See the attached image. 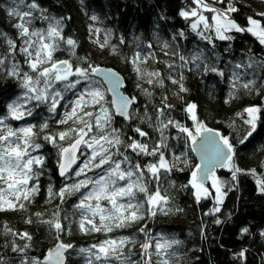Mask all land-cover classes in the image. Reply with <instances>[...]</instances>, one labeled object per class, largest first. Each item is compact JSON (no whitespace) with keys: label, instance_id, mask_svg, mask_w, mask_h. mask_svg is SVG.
<instances>
[{"label":"trees","instance_id":"obj_1","mask_svg":"<svg viewBox=\"0 0 264 264\" xmlns=\"http://www.w3.org/2000/svg\"><path fill=\"white\" fill-rule=\"evenodd\" d=\"M32 2L33 0H0V57H5L4 65L0 66V116L8 115L7 104L22 91L21 77L8 74L11 65L17 64L19 71L25 69L22 58L17 55V16H10L9 10L15 8L20 12L27 11V5ZM35 2L44 10L45 15L61 20V36L64 39L57 38L58 47L53 52V61L67 60L74 71L76 67L109 66L123 75V92L131 98L134 97L135 103L129 112L128 121L114 115L112 127L119 130L122 143L111 151L117 153L118 150L123 155L116 154L113 159L121 161L122 169L129 167L128 163L123 162L124 156L128 157L131 165L139 163L144 170V182L149 193H154L159 187L160 195L166 197L168 202L161 205L163 211L154 207L155 215L147 211L149 205L145 204L140 209L144 218L131 223L130 226L114 228L107 233L81 231L80 212L74 208L80 201V193H65L63 198L56 195L65 185L86 179L85 176L76 177L72 171L63 179L56 175L59 146L71 143L76 134H70V138L65 140H59L57 137L55 145L43 138L46 135L55 136L69 128L83 126L72 120L65 124L57 122L61 118L64 105L73 94H65V99L60 101L55 113L48 112L45 104H40L37 108L36 102L32 107L33 115L26 116L23 121L25 125H36L34 132L37 135L33 139L41 148L34 151V154L44 157L42 166H33L40 173L38 180L30 181L27 185L31 187L35 184L38 191L29 200L21 198L14 209L0 212V264H20L24 257L42 261L47 250L58 241L73 245V248L66 252V264H87V257L79 253L80 248H88L106 239L120 237L136 240L135 244H126L123 251L127 253L132 249L136 254L131 259L139 261V246L148 239L139 231L141 228H144L150 237L161 239V242L164 239L181 241L169 249L170 252L176 253L170 264H264V192L258 185V180L264 181V66H261L264 63V45L251 33L235 30L225 33L233 37L231 40L216 38L214 31L205 33L212 36L211 43L202 39L197 35L200 29L194 31L191 28V23L196 17L185 19L179 15L181 10L197 7L193 0ZM205 2L219 10L231 4L237 10L228 13V16L241 27H249L248 17L260 21L261 26H264V0ZM198 11L203 12L212 23L211 17L214 13L203 9ZM39 14L34 11V16L38 17ZM92 16L97 19L93 20ZM31 25L46 30L48 22L36 18L32 19ZM92 27L100 29L104 37V49L98 54L91 49L88 41ZM202 27L201 25L200 28ZM181 32L183 36L180 35ZM106 33L109 34L107 43ZM68 38L75 41V48L66 44ZM9 39L15 44L14 51L10 50L7 43ZM137 52L140 53V59L134 64ZM196 52L203 53L202 60L190 59ZM181 55L187 61L183 67L185 61L180 60ZM249 57L255 61L251 68L247 67ZM236 64L241 67L235 68ZM205 66L208 71H205ZM136 67L141 69L140 73L136 71ZM211 68H216L217 71L213 72ZM145 72L159 75L147 76L144 75ZM220 72H223V75H220ZM233 72L238 74L239 80L234 78ZM75 79V76L69 77V80ZM92 79L101 87L98 79L93 76ZM149 80L152 82L149 83ZM249 80L254 81V84L248 89L243 88L242 84ZM84 82L82 80L75 91H81ZM233 84L236 87H233ZM181 85L184 91L181 90ZM55 87L61 88L62 83L56 82ZM103 94L104 106L113 113L106 91ZM191 104L196 106L193 113L198 124L227 137L233 145L230 167H217L214 170L219 180L224 182L222 191L226 195L222 197V202H217L210 196L201 197L197 201L195 189L189 183L192 172L197 171L198 161L191 150L192 140L179 129L188 128L193 136H198L193 127L195 121L188 113V106ZM249 107L260 109L257 113V130L244 140V143H240L250 130V125L245 123L248 115L244 111ZM98 108L99 105H89L85 111L96 113ZM169 120L173 123H168ZM45 121L48 127L41 130L40 125ZM6 123L17 126L19 122L9 117ZM137 127L147 135L141 137L134 131ZM93 134L95 129L89 136ZM133 141L146 144L149 151L159 145V150L154 156L137 154L139 149L133 151L127 147ZM82 151L73 169L78 165L82 166L89 156V150ZM160 153H163L170 165L174 163L175 166L167 173L161 169L157 183L145 166L157 163ZM176 157L180 159L176 160ZM103 167L107 168L108 165ZM233 168L241 169L236 173L235 180L232 178ZM100 174L101 169H93L87 172V177L95 179ZM2 184L0 182V187H3ZM89 190L90 188L81 189V192ZM137 199L143 200L144 194L137 193ZM20 204L24 207L20 208ZM101 204L111 207L106 201H101ZM216 208H219V211H215ZM217 220L220 222L217 223ZM48 221H52V224L47 223ZM56 222L62 225V231L55 229ZM96 222H99L98 217ZM85 227L91 228V225L86 224ZM245 228L247 232L243 231ZM25 232L31 236V240L20 238L19 234ZM57 235L59 240L56 239ZM152 243L154 244L155 240H152ZM25 244L29 247L24 253L12 250L14 246L23 248ZM110 264H119V261L113 260Z\"/></svg>","mask_w":264,"mask_h":264},{"label":"snow or ice","instance_id":"obj_2","mask_svg":"<svg viewBox=\"0 0 264 264\" xmlns=\"http://www.w3.org/2000/svg\"><path fill=\"white\" fill-rule=\"evenodd\" d=\"M21 2H23V0H21ZM218 2L223 3V0H218ZM193 3L197 5L196 8L181 10L179 15L185 19L196 17L191 23V28L194 31L199 28L200 30L197 31V35L202 39L211 43L212 36L206 35L205 33L214 31L216 38L220 40H231L233 37L225 35V33L235 30L236 32L251 33L257 38L261 45H264V26H261L260 21L248 17L247 23L250 26L244 28L238 25L233 19L229 18L228 13L237 10L231 4L223 10H219L206 3L205 0H193ZM27 8L28 10L23 12L15 8L10 9L9 15L18 16L20 20L23 21L22 23L16 24L15 27L20 30L21 37H28V39L24 41L26 47L21 48L20 51L28 58L33 56V53L30 52L29 49H37L34 59H26L30 69L35 72L36 75L33 77L28 72L21 73L18 65L15 63L11 65L8 73L11 76L22 75L23 79L21 86L25 91L22 96L17 97L11 103L7 104L8 115L0 116V182L6 185V187H0V210H4L5 205L8 209H14L16 207L13 200L7 199V196H12L15 201H19L21 198L29 200V198L38 191V186L35 184L31 187H27V185H29L30 181L38 180L40 175L33 166H42L44 162L43 156H33L31 154L33 151L41 148V145L36 143L33 139V137L37 135L34 132L36 125L27 124L24 127L14 129L6 123V120H8L9 117L12 120H22L25 117V113L27 116H32L33 109L26 108V105L31 101L38 102L36 104L37 108L40 104H45L47 105L48 112L55 113L60 101L65 99V94L72 92L75 99H69L64 105L66 108L68 105H71V110L66 111L63 114V119L57 122L65 124L69 120H72L74 123L83 126L79 128H69L67 131H61L55 136L46 135L43 138L55 145L57 137L59 140H65L66 138H70V134H76L74 142L70 143L68 147L59 146V155L63 161L59 164L60 175L66 176L69 171H72L76 177L85 176L86 179L78 180L71 185H65L56 195L63 198L65 193H80V201L74 205V208L80 212L81 216L79 221L80 230L95 232L104 231L107 233L113 231L114 228L130 226L131 223L144 218V213L140 212V209L143 208L145 204L149 205L147 211L151 215L156 214L153 206L159 207L160 210L163 211L164 209L161 205L167 204V198L160 195L159 187L154 193H149L144 182V170L141 168V165L139 163L131 165L128 157L124 156L123 162L128 163L129 167L122 169L121 161L114 160L113 156L116 154H123L119 153L118 150L117 153L111 151L112 148L122 143L119 130L112 127L114 115H120L125 119H129L130 114L128 108L135 102V98H128L118 94L119 101H112V104L116 108V112L114 114L111 113L109 108L104 106L103 92L95 86L97 82L92 79V75L99 71V69L89 66V68L76 67L75 71H73V66L69 61H53L52 53L58 47V43H44L43 41L46 37L48 39H64L61 36V20L45 15L44 10L40 9V6L35 0L27 5ZM198 9L214 13L211 17L212 23H210L208 17L203 15V12L198 11ZM34 11L40 13L38 17L34 16ZM36 18L48 22L46 30L36 29L30 31L29 27L26 25L31 24L32 19ZM91 18L93 20L97 19L96 16H92ZM201 25L203 26L202 28H200ZM96 31L99 33L100 29H96ZM108 35V33L105 34V43L108 41ZM180 35L183 36V33L181 32ZM31 37H37V41H33ZM7 43L10 50L14 51V42L9 39ZM121 43H123V40H121ZM66 44L71 46V48H75V41L71 38L66 40ZM148 47L150 48L151 45ZM139 59L140 53L137 52L133 63L135 64ZM146 59L147 56H145V60ZM190 59L192 61L202 60L203 53L196 52ZM180 60L185 61V65H182V67L186 66L187 61L183 55L180 56ZM249 60L250 62L247 64V67L251 68L255 61L252 57H249ZM4 63L5 57H0V66H3ZM49 63L50 67H38L39 65ZM198 66L199 65H197V67ZM261 66H264V63H262ZM240 67V64L235 65V68ZM208 70V67L205 66V71ZM136 71L140 73L141 69L136 67ZM211 71L215 72L217 69L211 68ZM219 74L223 75V72ZM144 75L157 76L159 74L145 72ZM71 76H75L77 79L69 80ZM105 76L107 80L113 82V87L109 89V91L115 92L116 86L120 83L119 78L111 72L105 73ZM233 76L236 80H239L237 73L233 72ZM82 80L87 82L84 91H75L77 85H80ZM56 82H61L62 87H55ZM148 82L151 83L152 81L149 80ZM173 82L175 83V81ZM41 83L43 87H40ZM253 84L254 81L249 80L243 83L242 87L248 89ZM233 87H236V85L233 84ZM181 90H185L183 85H181ZM89 105L93 107L99 105L98 112L85 111ZM195 107L194 104L189 105L188 111L191 112ZM244 111L248 115V119L245 120V123L250 125V130L240 143H244V140L251 137L257 130V113L260 112V109L258 107H249ZM80 113H82V115ZM84 117H89L90 119L85 120ZM194 118L195 117H193V119ZM168 123L173 122L169 120ZM47 127V121L40 125L41 130ZM85 129H87V131ZM94 129L95 134L91 135L88 140H85L84 137L89 136V133H93ZM179 130L186 133L188 137H191L192 143H197L196 137L193 136L188 128L181 127ZM134 131L141 137L147 135V133L142 131L139 127L135 128ZM197 131L209 134L203 136L199 141L202 160H206L207 163H205L203 167L200 165L197 166V171L192 172V178L189 183L192 188L196 190L194 194L197 201H199L201 193L206 197L212 195L209 189L205 187V183L211 179L212 187L217 194L214 199H216L217 202H222V196L226 195V193L222 191L224 182L215 176L214 170L216 167H227L228 162L232 161L233 145L229 142L227 137L220 136L218 133L212 135V130L203 127V125H198ZM81 145H85L88 149H91V154L83 162L82 166L78 165L76 169H73L72 166L77 164L78 160L76 153L77 151H82L80 148ZM127 147L131 148L133 151L139 149L137 154L143 153L153 156L156 155L159 150V145H157L149 151L146 144L139 143L138 141H133L128 144ZM175 159L179 160L180 157H176ZM104 165H108V167L104 168ZM174 166V163L170 165L165 160L163 153H160L157 163H149L145 167L151 174V177L159 183L161 169L167 173L170 172L171 168ZM93 169H101V174L95 179L87 177V172ZM240 171L241 169L239 168L232 169L233 180L236 179V173ZM253 175H255L254 170ZM121 181L124 183L121 184ZM258 185L260 186V190L264 192V181L258 180ZM89 188V191L81 192V189ZM51 192L52 190L50 188V195ZM137 193L144 194V199L138 200ZM90 201H95V203H91ZM101 201H106L111 207L103 206ZM19 207L23 208L24 205L20 204ZM215 211H219V208H216ZM96 217L99 218L98 223L96 222ZM216 222L219 223L220 221L217 220ZM47 223L52 224V221H48ZM86 224L91 225V228H86ZM54 227L58 232L63 230L59 222H56ZM5 230L10 231V229ZM139 231L144 233L148 238L139 246V261H133L131 259V257L136 254L132 249H129L127 253L123 251L126 244L136 243V240L131 237L106 239L97 244H92L88 248H80L79 253L87 257V264H94V262H99V264H110L113 260L119 261V264H170V260L176 256V253L174 251L170 252L169 249H171L173 245L180 244L181 241L164 239L163 242H161L159 238L150 237V234L146 232L144 228L139 229ZM243 231L247 232V229L245 228ZM19 235L21 239L31 240V236L27 232ZM262 235H264V233H262ZM56 239L59 240V235H57ZM152 240H155L154 244ZM28 247V244H25L23 248L14 246L12 250L24 253L25 249ZM70 248H73L72 244L60 242L56 244L55 248L49 250L43 261L36 258L29 260L24 257L21 259L20 264H64V253ZM149 249H154V251H149ZM241 255H243V253H241ZM153 257L156 259H153Z\"/></svg>","mask_w":264,"mask_h":264},{"label":"rangeland","instance_id":"obj_3","mask_svg":"<svg viewBox=\"0 0 264 264\" xmlns=\"http://www.w3.org/2000/svg\"><path fill=\"white\" fill-rule=\"evenodd\" d=\"M23 21H21L20 20V18L17 16V23L16 24H18V23H22ZM27 27H29V29H30V31L31 30H36V29H42V28H34L31 24H28V25H26ZM250 26V25H249ZM96 29H98L97 27H92V29H91V34L89 35V45H90V47H91V49L95 52V53H100L103 49H104V37H103V34H102V32L100 31L99 33H97V31H96ZM17 40H18V50H17V55L19 56V57H21L22 58V62H23V65H24V68L25 69H23L22 71H20L21 73H24V72H28L30 75H32L33 77H35V75H36V73L35 72H33L31 69H30V67H29V64L26 62V59H34L35 58V52H36V50L37 49H29V51L30 52H32L33 53V56L32 57H28V58H26V55L24 54V53H22L21 51H20V49L21 48H23V47H26V44L24 43V41L26 40V39H28V37H21L20 36V30L17 28ZM31 39L33 40V41H37V37H31ZM56 40H57V38H54V39H48L47 37L45 38V40L43 41L44 43H56ZM54 52V51H53ZM52 55H53V53H52ZM42 56H43V54H42ZM60 61H64V60H60ZM39 68H43V67H50V63L49 64H44V65H39L38 66ZM73 70V69H72ZM74 71V70H73ZM93 76V75H92ZM19 77H21V80L23 79L22 78V75L21 76H19ZM94 77V76H93ZM95 79H97V78H95ZM101 84H102V82L100 81V80H98ZM85 83V85L84 86H82L81 88H82V90L81 91H84V89H85V87H86V83L87 82H84ZM96 87H98L102 92H105L106 90H105V87L103 86V84L101 85V87H100V84H98V82L96 83V85H95ZM40 87H43V84L41 83V85H40ZM24 91H25V89H23L22 88V91L20 92V94H18L17 96H15V97H13L12 99H11V101L9 102V103H11L14 99H16L17 97H19V96H22L23 95V93H24ZM71 99H75V97L72 95V97H71ZM37 101H31V102H29L27 105H26V108H32L33 107V104L34 103H36ZM8 103V104H9ZM71 110V105H68V107L66 108L65 106H64V110H63V112H62V115H61V118L60 119H63V114L66 112V111H70ZM98 110H99V108L97 109V111H96V113L98 112ZM79 111V110H78ZM188 113L190 114V116H191V118L193 119V117H195L194 116V113H193V110L190 112V111H188ZM26 116H27V114L25 113V117H24V119L26 118ZM24 119H22V120H16V121H18L19 123L17 124V126H11L12 128H20V127H24V126H26L25 125V121H23ZM194 121H195V123L193 122V127H194V129H195V132H197V134H199V133H201V132H198L197 131V127H198V125H200V124H198L197 122H196V120H195V118L193 119ZM90 137V136H89ZM89 137H86V139L85 140H88L89 139ZM190 139H191V137H189ZM192 140V139H191ZM89 150L90 152H89V156H90V154H91V149H88L85 145H83L82 146V149L81 150H83V151H85V150ZM31 151V150H30ZM82 151V152H83ZM33 156H37V155H35L34 154V151L31 153ZM82 154V153H81ZM230 167V162H228V166L227 167H224V168H226V169H228ZM215 176H216V174H215ZM217 177V176H216ZM121 184H123L124 182L123 181H121L120 182ZM3 185V187H6V185H4V184H2ZM205 187H207L208 189H209V191L212 193V195L210 196L211 198H213L214 199V197L217 195L216 194V192H215V189L212 187V181H211V179H209L206 183H205ZM196 191V190H195ZM194 191V192H195ZM205 195L203 194V193H201V197H204ZM223 197V196H222ZM7 199H10V200H13V202L16 204L18 201H15L14 200V198L12 197V196H7ZM216 200V199H215ZM154 207H156V206H153V208ZM5 210H8V208H7V206L5 205V207H4V210H0V212L1 211H5Z\"/></svg>","mask_w":264,"mask_h":264},{"label":"water","instance_id":"obj_4","mask_svg":"<svg viewBox=\"0 0 264 264\" xmlns=\"http://www.w3.org/2000/svg\"><path fill=\"white\" fill-rule=\"evenodd\" d=\"M94 68L99 69V71H97L96 73H94L93 76H94L95 78H97L98 80H100V81L102 82L103 86L105 87L106 94L108 95L109 100H110L111 109H112L113 113H115V112H116V108H115V106L112 104V101H113V100H116V101L118 102V101H119V95H123L124 97L131 98L130 96H128L126 93L123 92V89H124V86H125L124 77H123L122 74H120V73H119L116 69H114L113 67L99 65V66H96V67H94ZM107 72H111V73L115 74L116 77L119 78L120 83H119V85L116 86V91H115V92H113V91H109V89H111V88L113 87V82H112V81H109V80L106 79L105 73H107ZM118 94H119V95H118ZM134 103H135V102H134ZM134 103H132V104L129 106V108H128V112H130L131 107H132V105H133ZM115 116H117V117H119V118H121V119H123V120H125V121H128V119H125L123 116H120V115H115ZM215 134H217V132H215V131L212 130V135H215ZM206 135H209V134H208V133H204V132L199 133L198 136L196 137V141H197V143L194 144V143L191 142V144H190V146H191V150H192V152H193V155H194L195 158L197 159V161H198V165H200L201 167H203L204 164L207 163V161H206V160H202V153H201V151H200L199 141H200V139H201L203 136H206ZM86 137H87V136H86ZM86 137H84V139H86ZM72 142H74V140H73ZM72 142H71V143H72ZM69 144H70V143H69ZM69 144H67V145H65V146H63V147H68ZM82 146H83V145L80 146L81 149H82ZM80 153H81V151H77V153H76L77 157L80 156ZM78 160H79V159H78ZM78 160H77V162H78ZM61 162H63V161L61 160V157H60V155H59V161H58V164H57V167H56V175H57V177H58L59 179H63V178L65 177V176H61V175H60L59 164H60ZM75 165H76V164H75ZM75 165H73L72 167L74 168ZM216 168H217V167H216ZM70 172H71V171H69V173H70ZM57 243H60V242H59V241L56 242V243H55L50 249L55 248V246H56ZM50 249L47 250L45 256L48 254V252H49ZM66 252H67V251H66ZM66 252L64 253V264H66ZM43 260H44V258L42 259V261H43Z\"/></svg>","mask_w":264,"mask_h":264}]
</instances>
